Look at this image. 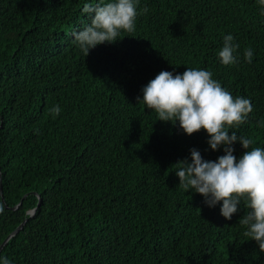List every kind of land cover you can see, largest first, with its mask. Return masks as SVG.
I'll use <instances>...</instances> for the list:
<instances>
[{"label":"trees","instance_id":"obj_1","mask_svg":"<svg viewBox=\"0 0 264 264\" xmlns=\"http://www.w3.org/2000/svg\"><path fill=\"white\" fill-rule=\"evenodd\" d=\"M86 2L95 0H0V246L28 219L1 254L14 264H264L239 223L243 202L226 220L175 175L191 149L207 160L223 151L209 150L203 129L188 136L137 100L161 71L207 69L254 105L230 131L264 147L258 0H140L149 12L136 30L87 56L73 39L91 22ZM229 33L240 44L233 66L218 58Z\"/></svg>","mask_w":264,"mask_h":264},{"label":"clouds","instance_id":"obj_2","mask_svg":"<svg viewBox=\"0 0 264 264\" xmlns=\"http://www.w3.org/2000/svg\"><path fill=\"white\" fill-rule=\"evenodd\" d=\"M264 14V0H258ZM140 0H95L86 2L82 11L91 17V22L73 33L79 49L87 56L90 50L105 42L115 43L122 32H134L138 16L147 14L149 8L139 7ZM240 44L229 33L223 36V45L218 52L225 66L241 62ZM254 49L246 48L243 61L253 62ZM142 98L137 97L148 110H154L158 120L179 124L184 134L191 136L202 129L207 133L208 148L223 151L216 160L204 159L198 149L190 150V158L177 162L175 175L179 186L186 192L199 194L204 203L231 220L242 207L246 214L239 223L247 226L244 235L255 240L264 250V147L253 146L251 137L237 131L246 123L254 110L250 98L234 97L213 73L204 68L187 67L183 73L161 71L141 89ZM62 112L59 104L51 109L55 118ZM264 127V118L258 121ZM231 132V134H229ZM244 149L237 158L235 145ZM5 211L0 203V214ZM0 264H14L0 254Z\"/></svg>","mask_w":264,"mask_h":264},{"label":"water","instance_id":"obj_3","mask_svg":"<svg viewBox=\"0 0 264 264\" xmlns=\"http://www.w3.org/2000/svg\"><path fill=\"white\" fill-rule=\"evenodd\" d=\"M0 185L2 186V184L0 183ZM0 186V192H1V194H2V187ZM25 198V197H24ZM41 202H42V200L41 199H39V203H38V206H37V208L36 209H34V210H32L29 214V218H31V217H34L35 216V214H36V212H37V209L40 207V205H41ZM22 204V202H20V204L18 205V206H16L15 207V209H18V207L20 206ZM28 221V219H26L3 243H2V245L0 246V254H1V252H2V250H3V248L7 245V243H8V241L11 239V238H13L14 236H16L22 229H23V227L25 226V224H26V222Z\"/></svg>","mask_w":264,"mask_h":264}]
</instances>
